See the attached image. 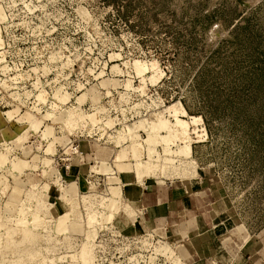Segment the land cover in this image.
<instances>
[{"label":"rangeland","instance_id":"374dc122","mask_svg":"<svg viewBox=\"0 0 264 264\" xmlns=\"http://www.w3.org/2000/svg\"><path fill=\"white\" fill-rule=\"evenodd\" d=\"M0 9V264H189L179 236L138 228L132 211L131 228L117 221L129 207L116 165L135 184L202 181L217 201L210 213L232 228L222 243L232 264H264V0H0ZM167 107L201 118L187 142L148 139L140 122L163 111L172 121ZM23 153L25 168L11 169ZM74 166L81 174L66 178ZM111 186L120 200L107 219ZM20 208L35 241L22 240Z\"/></svg>","mask_w":264,"mask_h":264},{"label":"crops","instance_id":"0c3cea01","mask_svg":"<svg viewBox=\"0 0 264 264\" xmlns=\"http://www.w3.org/2000/svg\"><path fill=\"white\" fill-rule=\"evenodd\" d=\"M77 168L74 166L70 172L72 176L67 174L66 178L81 174ZM120 174H123L119 176L122 196L130 208L118 216L117 221L123 227L131 228L133 225L134 222L129 221L132 211L137 215L138 228L168 231L183 239L189 264H232V253L222 245L232 228L220 227L222 212L210 213L217 206V201L213 193L201 185L202 181L166 182L144 178L139 185L135 184L137 180L132 173ZM76 181H80V177Z\"/></svg>","mask_w":264,"mask_h":264},{"label":"bare ground","instance_id":"6f19581e","mask_svg":"<svg viewBox=\"0 0 264 264\" xmlns=\"http://www.w3.org/2000/svg\"><path fill=\"white\" fill-rule=\"evenodd\" d=\"M4 15V14H3ZM3 15H2V13H1V9H0V20H2L4 17H3ZM1 44V43H0ZM146 65V64H145ZM145 65H142L141 63H135V68H136V71L139 73V74H143V72H145L146 70H147V66H145ZM178 105V104H177ZM172 106V105H171ZM170 107V106H169ZM67 111H65V113H66ZM165 112H167L168 114H169V117L171 118H174L172 121H168L165 117H164V111L162 112V113H159V115L156 117V116H153V117H155V118H152L153 120H151L150 122H145V121H142V122H140V124L144 127V128H146V130L148 131L147 133H148V139L149 140H154V141H163V140H165V139H169L170 140V138H172V137H176V139L178 138V139H184L185 140V138H187V135L189 134L188 132V127H189V124L190 123H194V124H196V123H198L199 121H201V118L200 117H190L189 118V120H186V119H184L185 118V116L187 115L186 114V111H185V109L183 108V107H180V108H178V107H173L172 109L171 108H168L167 107V109L165 110ZM15 113V112H14ZM166 113V114H167ZM13 114V112L12 111H10V112H7V113H4V114H2L1 116L4 118V120L5 121H7L8 119L10 120L11 118H12V115ZM27 116H25L26 118H25V122H26V120L28 121V119L30 118V115H28V114H26ZM179 115H181V116H179ZM49 116V115H48ZM64 116H66V115H64ZM24 117V116H23ZM169 117H168V119H169ZM32 120V119H31ZM56 120H58V119H56ZM60 120V119H59ZM24 121V120H23ZM33 121V120H32ZM32 121H28L27 122V126L25 125V127H29L32 131H35V132H37V130H38V128H39V126H40V121L39 122H36V121H34V122H32ZM54 121H55V119H54ZM24 122V123H25ZM95 122V121H94ZM23 125V126H24ZM136 127H138V126H136ZM140 127V126H139ZM128 128V131L129 132H132V131H134V129H133V126H128L127 127ZM197 130V129H196ZM126 131V130H125ZM161 131H166V135H165V137L163 136V137H161V134H160V132ZM193 132V131H192ZM197 132V131H196ZM22 134V133H21ZM51 134H52V131H51V129L50 128H46L45 129V131H44V137H49V136H51ZM128 134V133H127ZM132 134V133H131ZM160 134V135H159ZM133 138H134V136L133 135H131ZM22 137V136H21ZM17 138V137H16ZM23 138V137H22ZM132 139V138H131ZM25 140V139H24ZM169 140H167V141H169ZM17 142L16 143H18L17 145L19 146V144H21L22 143V141H21V139L20 138H17V140H16ZM19 141V142H18ZM146 141V140H145ZM171 141H172V139H171ZM186 141V140H185ZM182 142V141H181ZM187 142V141H186ZM16 143L14 142V144L15 145H13V146H16ZM189 144H191V143H189ZM132 145H133V151H134V153L135 154H137V150H136V148H137V146L134 144V143H132ZM138 145V144H137ZM17 146V147H18ZM186 146V145H185ZM185 148L186 147H184V150H185ZM188 148V147H187ZM181 149V148H180ZM183 150V149H182ZM171 151V150H170ZM191 151V150H190ZM140 152V151H139ZM167 152H168V150H167ZM173 152V151H172ZM176 152V151H175ZM177 153V152H176ZM190 153V152H189ZM178 154V153H177ZM191 154V153H190ZM120 155V154H119ZM171 155H172V153H171ZM26 156H28V155H26ZM138 156V155H137ZM189 156V155H188ZM26 157L24 156V153H23V158H19V159H17L16 161H14V162H12V164H11V169H18V170H20V169H22V168H25V165H26V159H25ZM123 157H121V155H120V157H118L117 159H118V161H119V163L118 164H121V163H123L122 162V159ZM133 158H136L135 156H133ZM125 159V158H124ZM4 161H5V158L3 157V155H0V166L1 165H3L4 164ZM117 161V162H118ZM172 161H174V160H172ZM49 162V161H48ZM47 162V163H48ZM49 164V163H48ZM114 164V163H113ZM115 165H116V163H115ZM129 166V165H128ZM126 167V166H125ZM94 168H96V167H94ZM98 168V167H97ZM92 169V168H91ZM116 169H117V173L118 172H121V173H123L122 172V170H120V167L119 166H117L116 165ZM127 169V168H126ZM93 170V169H92ZM99 171V170H98ZM131 171V170H130ZM130 171H127V172H125V170H124V172L125 173H130ZM98 173V172H97ZM107 174H109V173H107ZM110 175V174H109ZM139 175V174H138ZM112 176V175H111ZM110 176V177H111ZM139 177V176H138ZM114 177H112V178H109L108 180L109 181H113L114 179H113ZM118 179V178H117ZM139 179V178H138ZM137 179V180H138ZM141 182V181H140ZM140 182H138L139 184H141ZM109 193H110V196H111V198L109 199L108 198V205H107V208L109 209V213H108V215H107V219H108V217L110 216H112V212H113V210L115 211V209L114 208H116V206H117V202H118V200H120L119 198H120V190H118V188H113V186H111L109 189ZM31 194V193H30ZM31 196V195H30ZM31 197H29V199H30ZM123 199V198H122ZM106 201H107V199H106ZM23 204H25V203H23ZM106 204V203H105ZM11 206H12V204H10ZM106 206V205H105ZM20 207H21V205H20ZM24 208V207H23ZM28 208H30V207H28ZM27 208V209H28ZM107 208H106V210H107ZM30 210V209H29ZM28 210V211H29ZM105 210V211H106ZM26 211V210H25ZM24 211V212H25ZM36 211H38V213H39V208H38V204L36 205ZM118 211V210H117ZM23 212V210H22V208H20V211H19V213L20 214H18V216L19 215H21L22 213H24ZM116 212V211H115ZM105 213V212H104ZM25 214V213H24ZM23 215V214H22ZM21 215V216H22ZM34 215H35V213H34ZM37 215V214H36ZM35 215V216H36ZM89 215V217H88V224H92L93 222H96L97 221V219H95L96 218V214H94V213H89L88 214ZM87 215V216H88ZM105 215H106V213H105ZM37 216H39V215H37ZM36 216V217H37ZM20 217V216H19ZM18 217V218H19ZM109 217V218H110ZM39 218V217H38ZM21 219H23V218H19V222H22L21 221ZM25 219V218H24ZM40 219V218H39ZM39 219H38V223L37 224H39ZM103 219V218H102ZM104 219H106V218H104ZM106 219V220H107ZM15 220H16V218H15ZM18 220V219H17ZM59 220V223H58V228L60 229V231L61 232H63V231H66V228H65V224H66V216H63V217H61V218H59L58 219ZM99 220V219H98ZM24 221V220H23ZM37 220H36V218H35V222H36ZM108 221V220H107ZM24 222H26V219H25V221ZM24 222H22L21 224H23L22 226H23V229H21V231H22V235H21V237L23 238L22 240L24 241V239L26 240V241H28V242H32V241H35V236H33L32 234H31V231L29 230V229H27L26 228V223L28 224L29 222H26V223H24ZM33 222V221H32ZM31 222V223H32ZM102 222H104V221H102ZM34 223V222H33ZM16 226H17V224H16ZM19 226H20V224H19ZM25 227V228H24ZM74 227V226H73ZM20 229V228H19ZM9 230V229H8ZM7 230V231H8ZM5 232V234H9V236H11L12 235V233L14 234V231H12V229L10 230V231H12V232ZM17 232V231H16ZM19 233V232H18ZM15 241V240H14ZM13 241V242H14ZM15 243V242H14ZM10 245H12V244H10ZM87 246H88V244H84L83 246H82V248H81V258L83 259H85V261H86V259L88 260V256H89V252H90V250H88L87 249ZM8 247V246H7ZM90 248V247H89ZM166 249H169V248H166ZM170 251V250H169ZM173 253V252H172ZM172 257V256H171ZM83 259V260H84ZM89 261V260H88Z\"/></svg>","mask_w":264,"mask_h":264}]
</instances>
